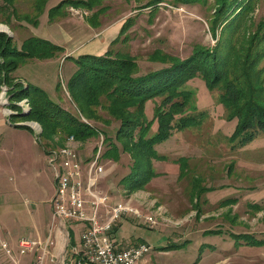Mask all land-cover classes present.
Masks as SVG:
<instances>
[{"label": "rangeland", "instance_id": "obj_1", "mask_svg": "<svg viewBox=\"0 0 264 264\" xmlns=\"http://www.w3.org/2000/svg\"><path fill=\"white\" fill-rule=\"evenodd\" d=\"M60 1L0 0V32L11 37L12 45L19 48L34 35L63 46L48 58L19 57L10 73L12 82L44 88L54 101L110 134L118 121L104 107L96 106L97 113L108 124L81 115L72 101L66 81L76 66L67 55L122 50L136 57L139 71L146 73L163 66L148 58L155 48L187 57L193 43H215L208 23L212 10L206 6L165 0L150 12L149 6L142 7L148 0H98L90 7L65 3L52 18L47 16ZM253 9L255 22L264 18V0H256ZM128 17L135 18L133 25L119 33ZM2 78L0 74V264H30L32 254H19L17 240L43 239L48 231L54 243L45 263L69 264L72 247L80 246L83 223L53 225L54 174L48 151L68 146L84 157L95 143L100 146V136L77 140L71 134L42 135L41 124L26 116L28 98H13ZM186 86L194 90L197 110L206 117L195 127L174 130L155 146L166 160H151L155 174L142 187L128 191L121 186L134 164L128 153L101 161L98 186L109 195V203L129 201L155 221L150 226L145 217L126 214L117 225V241L122 247L141 241L149 245L138 264H264V131L244 145L232 141L235 121L225 119L216 94L199 77ZM148 104L151 114L153 101Z\"/></svg>", "mask_w": 264, "mask_h": 264}, {"label": "trees", "instance_id": "obj_2", "mask_svg": "<svg viewBox=\"0 0 264 264\" xmlns=\"http://www.w3.org/2000/svg\"><path fill=\"white\" fill-rule=\"evenodd\" d=\"M96 1L61 0L48 9L47 16L52 18L65 3L90 7ZM161 1L165 0H148L142 7L149 6V11L154 12ZM170 1L209 7L212 10L209 30L215 43L212 46L193 43L187 57L155 48L148 58L163 66L146 73L139 71L136 57L122 50L107 48L102 54L66 56L76 66L66 81L72 101L81 115L108 124L109 119L97 113L96 106L104 107L118 121L114 134L99 129L54 101L44 88L12 82L10 73L18 66L19 57L48 58L62 51L63 46L33 35L25 38L18 48L12 45L11 37L0 32V56L4 61L0 63V74L3 82L12 87L9 89L13 98H28L31 103V110L26 114L28 119L37 120L42 135L49 139L53 134L61 138L71 134L77 140L102 136L101 161L128 153L134 164L120 180L128 191L139 189L153 177L152 159L166 160L165 155L156 151L157 144L163 143L174 130L195 127L206 117L205 111L197 110L194 90L186 86L194 77L201 78L207 90L216 94L218 103L226 111L225 119L235 121L229 139L244 145L259 131H264V18L257 22L251 18L256 0ZM134 19L124 20L119 33L131 27ZM118 36L109 41L110 45ZM149 101H153L151 114L146 112ZM98 146L95 143L91 153L80 158L89 160ZM118 224L113 228L114 237Z\"/></svg>", "mask_w": 264, "mask_h": 264}, {"label": "built area", "instance_id": "obj_3", "mask_svg": "<svg viewBox=\"0 0 264 264\" xmlns=\"http://www.w3.org/2000/svg\"><path fill=\"white\" fill-rule=\"evenodd\" d=\"M100 139L102 141V136ZM100 151L101 143L89 160H83L74 148L68 146L48 152L55 189L50 198V218L53 225L68 221L83 223L80 246L72 247L69 264H138L149 245L141 241L122 247L115 240L113 228L126 214L145 217L150 226L155 221L150 215L139 214L129 201L109 203V195L98 186L102 171ZM51 233L48 231L43 239L20 237L17 240L19 254H32L30 264H46L45 255L49 254L54 243ZM2 245L7 247L5 242ZM7 252L10 253L9 248Z\"/></svg>", "mask_w": 264, "mask_h": 264}, {"label": "crops", "instance_id": "obj_4", "mask_svg": "<svg viewBox=\"0 0 264 264\" xmlns=\"http://www.w3.org/2000/svg\"><path fill=\"white\" fill-rule=\"evenodd\" d=\"M117 231V230H116ZM115 240L117 241V237H116V232H115ZM117 243H118V241H117ZM119 244V243H118ZM121 245V244H120Z\"/></svg>", "mask_w": 264, "mask_h": 264}, {"label": "water", "instance_id": "obj_5", "mask_svg": "<svg viewBox=\"0 0 264 264\" xmlns=\"http://www.w3.org/2000/svg\"><path fill=\"white\" fill-rule=\"evenodd\" d=\"M20 124L22 125V124H26V123H25V122H22V123H20ZM26 125H27V124H26Z\"/></svg>", "mask_w": 264, "mask_h": 264}]
</instances>
